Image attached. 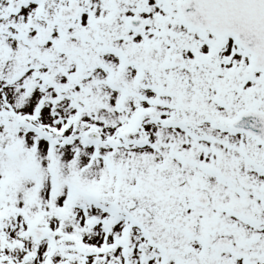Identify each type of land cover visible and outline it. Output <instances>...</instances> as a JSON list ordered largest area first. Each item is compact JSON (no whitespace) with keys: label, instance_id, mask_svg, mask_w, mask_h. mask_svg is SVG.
<instances>
[{"label":"snow or ice","instance_id":"obj_1","mask_svg":"<svg viewBox=\"0 0 264 264\" xmlns=\"http://www.w3.org/2000/svg\"><path fill=\"white\" fill-rule=\"evenodd\" d=\"M0 264H264V0H0Z\"/></svg>","mask_w":264,"mask_h":264}]
</instances>
